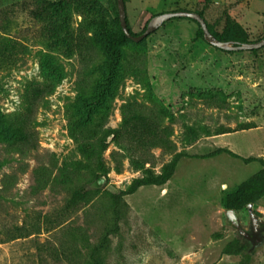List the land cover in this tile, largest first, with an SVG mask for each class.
<instances>
[{
    "label": "rangeland",
    "instance_id": "374dc122",
    "mask_svg": "<svg viewBox=\"0 0 264 264\" xmlns=\"http://www.w3.org/2000/svg\"><path fill=\"white\" fill-rule=\"evenodd\" d=\"M28 1L42 0H0V34L8 25L5 32L19 42L16 61L0 69V264H84V254L72 253V232L98 244L113 209L109 189L128 190L147 169L160 173L178 154L170 181L124 197L121 230L103 253L106 263L241 264L242 255L223 253L241 239L251 264H264V242L249 250L248 207L236 210L241 232L226 205L228 193L262 163L227 152L200 157L230 146L242 157L264 160V47L221 50L205 40L195 20L179 17L119 51L112 46L117 0H71L54 12L50 28L22 9ZM197 1L125 0L128 22L140 34L152 16ZM213 1L230 13L221 35L231 36L240 25L250 41L264 37V0ZM36 85L45 92L33 114L34 135L23 145L10 132L11 118L26 113ZM130 105L145 116L156 114L153 121L162 126L155 133L166 128L173 148L120 145L109 137L102 153L107 172L91 178L83 136L93 134L94 142L120 128ZM63 173L81 175L90 197L67 208L73 190ZM253 211L264 219V195Z\"/></svg>",
    "mask_w": 264,
    "mask_h": 264
},
{
    "label": "trees",
    "instance_id": "16d2710c",
    "mask_svg": "<svg viewBox=\"0 0 264 264\" xmlns=\"http://www.w3.org/2000/svg\"><path fill=\"white\" fill-rule=\"evenodd\" d=\"M72 2L73 1L71 0L66 2L62 0L57 2L42 0L37 3L28 1L27 3H23L22 9L24 11H27L28 15L33 20H35L36 22L44 23L48 26V28H50V26L54 22V12L60 9H64ZM182 10H192L198 12L207 22L211 32L221 40H234L239 43L250 41L249 34L240 25L235 26V29L231 36L221 35L222 27H224V25L228 26L230 22V13L226 5L216 3L213 0H199L193 7ZM177 18L179 17L172 18L171 20ZM116 21L119 27V31L116 34L118 38L112 40V46L115 50H119L121 44L132 39H130L123 31L120 25L119 14L116 18ZM6 26L8 25L4 24L3 27H1L2 30H4V33L0 34V69L7 67L16 61L17 55L15 54V51H17L16 49L18 48L19 44V42H16L15 39L10 36V34L5 32V30H7ZM129 29L133 34H137L132 30L130 25ZM199 33L204 36L201 26ZM251 51L256 53L258 49H253ZM44 88L45 87L43 85L32 86L27 96L28 107L26 113L21 116H14L11 118L10 132L14 135V137L18 138L19 143L23 145L29 144L31 138L34 135L32 131L33 114L35 113L44 96ZM155 113L159 114L157 111H155ZM156 118V114L155 117L153 116V118H151L149 115L145 116L141 114L140 109L134 108L132 105H130L125 109L123 125L120 128L109 129L105 131L104 134L94 142L91 141L93 139V134L91 135L90 133L87 136H83L81 146L84 154L89 160V176L93 179H101L102 176L106 174L107 168L102 159V153L108 148L109 137H112L113 141L117 142L120 145L122 144L123 140H126L139 147L150 144L153 147L161 146L165 148H173V143L170 140V132L167 131L166 128H164V130L162 131L163 133H155L157 127L162 126L161 121H153ZM143 126L148 128V130L152 132L153 135L151 137H145L139 131V128ZM223 152H227L234 157L242 158L246 163L252 161H260L262 163V168L257 173L251 176L247 181L241 183L236 189L230 191L226 197V205L228 209L239 210L244 206H247L249 203L255 202L259 197L264 195V160L259 157L244 158L225 148H219L209 154L202 155V157L216 156ZM179 160L180 154H178L170 163H168L160 173H155L147 169L145 171V175L136 179L128 190H120L111 187L109 189V192L111 195L113 209L110 221L104 231V234L101 237L100 242L98 244H92L85 238L84 234L81 231L74 230L72 232V236L75 241V247L74 252L72 251V253H74L75 256H82L84 254V264H107L103 253L110 247L113 237L116 236L121 230L120 222L125 213V208L127 207V203L125 202L124 197L127 194L135 193L140 187L143 186H160L166 184L173 178ZM116 170L121 173L122 167L120 162L117 163ZM62 176L63 182L67 185L71 184V188L73 190L72 196L68 200L67 208L75 207L80 202L90 197L91 190L88 189L85 184L81 183V175L63 173ZM223 253L228 255H242L240 263L251 264V255L249 252L245 251L244 242L241 239H237L227 244L223 250Z\"/></svg>",
    "mask_w": 264,
    "mask_h": 264
},
{
    "label": "water",
    "instance_id": "95a60500",
    "mask_svg": "<svg viewBox=\"0 0 264 264\" xmlns=\"http://www.w3.org/2000/svg\"><path fill=\"white\" fill-rule=\"evenodd\" d=\"M118 2V8H119V19H120V25L125 32V34L132 40L136 42H141L146 37H148L150 34L157 31L164 23L171 20L175 17H187L196 20L200 26L203 29L204 38L207 42L212 44L215 47H218L223 50L227 51H243V50H253V49H260L264 47V37L257 41H249V42H236L234 40H221L217 38L209 29V26L205 19L196 11L192 10H175V11H167L162 12L159 14H156L152 16L145 28V30L140 34H133L128 25L127 20V10H126V4L125 0H117ZM250 215L254 216L255 213L253 211L254 208V202H251L247 205ZM227 217L228 219L236 226L239 224V218L237 211L234 209H228L227 210Z\"/></svg>",
    "mask_w": 264,
    "mask_h": 264
},
{
    "label": "flooded vegetation",
    "instance_id": "af4514ba",
    "mask_svg": "<svg viewBox=\"0 0 264 264\" xmlns=\"http://www.w3.org/2000/svg\"><path fill=\"white\" fill-rule=\"evenodd\" d=\"M239 220V219H238ZM241 232L243 231L240 221L238 226H236ZM245 230L248 231L250 235L249 246L250 249L256 245H262L264 242V219L259 217L258 215L251 216V222L248 228Z\"/></svg>",
    "mask_w": 264,
    "mask_h": 264
},
{
    "label": "crops",
    "instance_id": "0c3cea01",
    "mask_svg": "<svg viewBox=\"0 0 264 264\" xmlns=\"http://www.w3.org/2000/svg\"><path fill=\"white\" fill-rule=\"evenodd\" d=\"M228 134H230V133H228ZM228 150H231V151H235V149H232L230 146L228 147ZM211 152H213V151H211ZM211 152H209V153H211ZM209 153H207V154H209ZM235 153V152H234ZM237 154V153H236ZM204 155H206V154H204ZM241 156V155H240ZM200 157H202V155H200ZM211 157H214V156H211ZM242 157V156H241ZM202 158H209V157H202ZM244 158H247V157H244Z\"/></svg>",
    "mask_w": 264,
    "mask_h": 264
}]
</instances>
